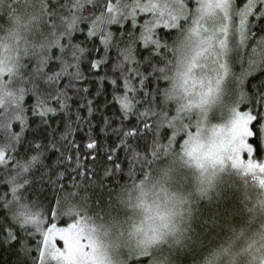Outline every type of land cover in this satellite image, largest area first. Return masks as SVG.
Here are the masks:
<instances>
[{
	"label": "snow or ice",
	"instance_id": "snow-or-ice-1",
	"mask_svg": "<svg viewBox=\"0 0 264 264\" xmlns=\"http://www.w3.org/2000/svg\"><path fill=\"white\" fill-rule=\"evenodd\" d=\"M262 157L264 0H0L5 264H264Z\"/></svg>",
	"mask_w": 264,
	"mask_h": 264
},
{
	"label": "trees",
	"instance_id": "trees-1",
	"mask_svg": "<svg viewBox=\"0 0 264 264\" xmlns=\"http://www.w3.org/2000/svg\"><path fill=\"white\" fill-rule=\"evenodd\" d=\"M239 2H240V0H238V3ZM97 131H99V128H97ZM261 159H264V157H262ZM9 260H10V256H9V253L7 251L0 253V264H5V262H9ZM14 260H15V258L12 257L11 258L12 264H14Z\"/></svg>",
	"mask_w": 264,
	"mask_h": 264
},
{
	"label": "clouds",
	"instance_id": "clouds-1",
	"mask_svg": "<svg viewBox=\"0 0 264 264\" xmlns=\"http://www.w3.org/2000/svg\"><path fill=\"white\" fill-rule=\"evenodd\" d=\"M189 199L191 200V199H193V197H189ZM140 219H143V217L141 216ZM175 222L182 225L183 223H186L187 221H186L185 218H182L180 216H177ZM256 230H258V225L253 228V232H255Z\"/></svg>",
	"mask_w": 264,
	"mask_h": 264
}]
</instances>
